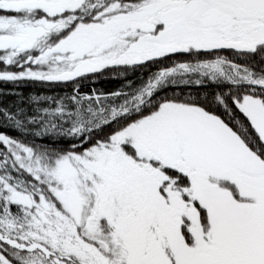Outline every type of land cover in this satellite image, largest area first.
I'll return each mask as SVG.
<instances>
[{
  "label": "snow or ice",
  "instance_id": "obj_1",
  "mask_svg": "<svg viewBox=\"0 0 264 264\" xmlns=\"http://www.w3.org/2000/svg\"><path fill=\"white\" fill-rule=\"evenodd\" d=\"M0 264H264V0H0Z\"/></svg>",
  "mask_w": 264,
  "mask_h": 264
}]
</instances>
